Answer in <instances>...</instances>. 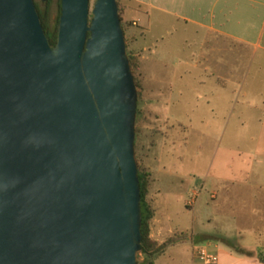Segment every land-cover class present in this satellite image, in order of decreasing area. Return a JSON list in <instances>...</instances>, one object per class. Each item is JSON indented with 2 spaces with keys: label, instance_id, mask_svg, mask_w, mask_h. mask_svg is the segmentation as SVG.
Returning a JSON list of instances; mask_svg holds the SVG:
<instances>
[{
  "label": "water",
  "instance_id": "1",
  "mask_svg": "<svg viewBox=\"0 0 264 264\" xmlns=\"http://www.w3.org/2000/svg\"><path fill=\"white\" fill-rule=\"evenodd\" d=\"M138 103L117 0H0V264H139Z\"/></svg>",
  "mask_w": 264,
  "mask_h": 264
},
{
  "label": "crops",
  "instance_id": "2",
  "mask_svg": "<svg viewBox=\"0 0 264 264\" xmlns=\"http://www.w3.org/2000/svg\"><path fill=\"white\" fill-rule=\"evenodd\" d=\"M119 3L140 59L142 96L147 105L154 106L157 118L186 128L172 111L175 106L186 104L191 112L186 128L189 133L194 129L197 105L206 104L210 120L207 127L216 126L223 138L228 132L236 137L234 157L230 162L221 160L219 165L220 169L233 170L236 179L212 178L218 149L208 180L211 179V186L220 187L211 191L210 200L215 203L216 214L233 220L239 239L244 234L258 238L256 243H244L219 229L215 233L192 231L193 238L174 243L166 252L188 245L193 251L191 264H202L194 249L196 245H205L219 255V264H264V113L258 116L249 112L259 109L258 105H263L264 110V92L259 94V104L245 91L255 68L264 73V0H119ZM156 26L159 31L153 35ZM181 30L184 35L181 39L185 41L182 51L166 44L171 37L179 39ZM149 37H153V44L148 42ZM259 83L264 88V78ZM239 104L246 107V112L235 117ZM164 138L157 158L156 168L160 169L166 152L175 145L171 142V146H166L168 140ZM154 194H162V190L155 189ZM218 215L211 213L210 222ZM155 226L152 238L160 244L176 232H189L170 229L162 218L155 220ZM202 236L227 238L249 255Z\"/></svg>",
  "mask_w": 264,
  "mask_h": 264
},
{
  "label": "rangeland",
  "instance_id": "3",
  "mask_svg": "<svg viewBox=\"0 0 264 264\" xmlns=\"http://www.w3.org/2000/svg\"><path fill=\"white\" fill-rule=\"evenodd\" d=\"M90 1L92 18V10L96 0ZM58 14L59 4L58 0H55L52 7L53 20H56ZM123 24L126 28L125 36L128 53L130 52L138 57L137 51L133 47V36L130 32V26L124 22ZM158 31V26H156L153 35L158 33ZM183 36L181 30L179 39L171 37L167 39L166 44L171 43L173 48L182 51L181 46L185 42L181 39ZM148 42L153 44L155 41L153 37H149ZM186 56L187 51L185 50L182 57L185 58ZM136 76L141 84L140 70L137 71ZM263 78L264 73L259 72L255 68L248 79L247 88H245V91L251 94V98L255 99L259 104L261 102L259 94L264 92V88L259 82ZM138 105L141 109V115L140 118L137 116L136 124V156L139 166L151 172L153 175L152 179L157 181L155 183L153 181L148 196L149 203L156 211V218L152 222V233L156 227L155 220L162 218L172 230L184 229V231H189L185 233L176 232L174 237H171L174 238V243L185 240L189 236L193 238L192 231L197 233H215V229L225 231V235L235 241L244 243L254 241L256 243L258 238L252 234H244V237L239 239L235 233L233 220L229 221L226 217L216 214L214 212L216 210L215 203L210 200L211 191H214L217 186L220 187V185L211 186V179L208 180V173L218 149L219 153L217 159H215L212 178L218 176L225 179H236L233 170L220 169L219 167L221 160L230 162L232 157H234L236 137L231 132H228L223 138V136H219L216 126L214 128L211 127V129L207 127L210 124V120L206 104L197 105L196 116L192 122L194 129H190L189 133L188 131L186 133V128L189 124L188 117H191V112L186 104L175 106L172 109L173 114L177 119H180L181 124L186 128H182L179 125L172 126L168 122L159 120L153 109L154 106L146 104L144 95ZM258 106L259 109L249 112H253V115H262L264 113V110H261L263 105ZM245 108V106L239 104L235 108V117L241 112H246ZM235 120L236 118L233 119V124ZM165 136L168 140L166 146H171V142H174L175 145L166 152L167 156L160 169L159 167L156 168L157 158L159 157L160 148L163 147ZM159 188L162 190V194H154L155 189ZM211 213L219 217L212 218L210 222L211 218L209 216ZM192 254L193 251L190 246H176L160 256L156 260V264H191Z\"/></svg>",
  "mask_w": 264,
  "mask_h": 264
},
{
  "label": "trees",
  "instance_id": "4",
  "mask_svg": "<svg viewBox=\"0 0 264 264\" xmlns=\"http://www.w3.org/2000/svg\"><path fill=\"white\" fill-rule=\"evenodd\" d=\"M119 13L122 20V25L124 28V31L126 33V28L123 24L122 19V10L120 8L119 0ZM37 9L39 11L43 27L45 29V32L47 36L49 37L51 43L53 45L57 44L58 39V28L60 23V16H61V0H58L59 4V14L56 20H53L52 18V7L55 0H48L47 2H43L41 0H35ZM129 59L131 62L132 71L135 77L136 86L139 93V103L141 101L142 97V87L140 82L137 79L136 73L141 68L140 59L136 56H134L132 53H128ZM141 115V109L138 105V118H140ZM138 132V130H137ZM152 173L149 171L144 170L139 166V178H140V184H141V194H142V214H143V226H142V233H143V242H142V249L139 254V264H156V260L162 256L168 247L174 244V238L169 239L166 243L160 244L158 241L154 240L152 238V222L156 218V211L152 207V205L148 201V196L150 194L151 186L153 183L152 179ZM204 237V240H216L223 242L233 248H236L240 253L248 254L245 250L237 248L235 244L223 237L218 236H202ZM249 255V254H248ZM143 258V260H141Z\"/></svg>",
  "mask_w": 264,
  "mask_h": 264
},
{
  "label": "built area",
  "instance_id": "5",
  "mask_svg": "<svg viewBox=\"0 0 264 264\" xmlns=\"http://www.w3.org/2000/svg\"><path fill=\"white\" fill-rule=\"evenodd\" d=\"M194 254L202 264H219V255L211 252L205 245H196Z\"/></svg>",
  "mask_w": 264,
  "mask_h": 264
}]
</instances>
